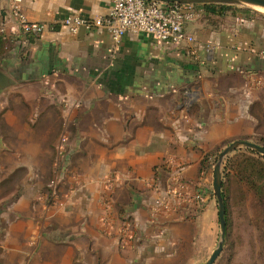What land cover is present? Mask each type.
Listing matches in <instances>:
<instances>
[{
  "label": "crops",
  "instance_id": "crops-1",
  "mask_svg": "<svg viewBox=\"0 0 264 264\" xmlns=\"http://www.w3.org/2000/svg\"><path fill=\"white\" fill-rule=\"evenodd\" d=\"M12 2L0 0V71L17 81L31 115L0 114V153L7 132L33 155L53 134V167L66 188L46 235L32 227L35 246L15 244L14 253L28 249L38 260L47 252L43 264H142L197 234L205 218L213 229L214 156L233 140L264 138V84L253 83L264 78L262 22L199 4L186 27L193 44L128 33L116 45L106 28L73 35L58 24L71 14L107 16L109 0H22L29 21L56 25L39 37L22 33ZM175 177L202 195L199 216L195 204L153 216L158 190Z\"/></svg>",
  "mask_w": 264,
  "mask_h": 264
},
{
  "label": "rangeland",
  "instance_id": "rangeland-1",
  "mask_svg": "<svg viewBox=\"0 0 264 264\" xmlns=\"http://www.w3.org/2000/svg\"><path fill=\"white\" fill-rule=\"evenodd\" d=\"M246 9L254 12H247ZM233 11L240 13L245 19L261 21L264 28V9L240 6L233 7ZM9 78L11 86L0 92V95H9L7 101L0 107V114L13 112L16 107L19 110L28 109L27 115H31L29 104L19 100L21 92L14 90L17 81L13 77ZM5 137L4 143L8 147L4 153H0V264H43L44 254L47 252H42L41 258L36 260L32 258L33 254L31 256L28 249L15 254L13 248L15 244L35 246L36 240H32V227H37L46 235V230L51 228L48 221L51 220L52 211L63 208L61 201L66 188L62 184L59 172L53 167L57 139H53V134L39 139L42 147L40 146L38 151L41 153L33 155L19 152L16 145L21 140L14 139L12 133L7 132ZM240 140L264 147L262 136ZM233 141L227 143L222 150ZM249 150L242 147L235 152L249 155ZM218 156L219 154L213 158L214 167L218 162ZM225 160L222 170L228 224L224 249L214 264H264V191L260 190V181L257 178L253 179L254 185L236 179L234 172L224 179ZM30 166H37L38 169H30ZM228 172L231 170L228 169ZM200 211L198 216L202 213V207ZM194 233L192 229L186 242L177 240L172 244H166L162 256L159 258L148 256V261L142 264H206L221 240L219 214L214 221L213 229L210 220L205 218L199 221L197 234ZM57 254L60 255L59 250Z\"/></svg>",
  "mask_w": 264,
  "mask_h": 264
},
{
  "label": "built area",
  "instance_id": "built-area-1",
  "mask_svg": "<svg viewBox=\"0 0 264 264\" xmlns=\"http://www.w3.org/2000/svg\"><path fill=\"white\" fill-rule=\"evenodd\" d=\"M109 2L110 13L107 16L86 18L79 14H71L60 20L58 24L73 35L81 30L93 31L106 28L116 45L120 44L128 33L144 34L164 44L195 43L194 36L187 32L186 27L196 19L198 4L163 3L155 0H109ZM21 4L22 0H13L11 10L24 35L39 37L47 31L56 29V25L29 21ZM253 83L263 85L264 78H256ZM202 200V195L197 194L190 183L175 177L173 183L166 189L158 190L151 211L156 217L161 213L167 214L176 208L195 204L197 205L195 212L198 214ZM111 206L109 200L103 202L106 210ZM104 222L109 224L107 219ZM125 231L131 232L130 225ZM128 239L129 236L125 233V241Z\"/></svg>",
  "mask_w": 264,
  "mask_h": 264
},
{
  "label": "water",
  "instance_id": "water-1",
  "mask_svg": "<svg viewBox=\"0 0 264 264\" xmlns=\"http://www.w3.org/2000/svg\"><path fill=\"white\" fill-rule=\"evenodd\" d=\"M163 3H181V4H226V5H235L248 7L252 9H264V0H155ZM11 86L10 78L2 71H0V92L6 90ZM247 148L256 153L264 156V147L258 144L244 141V140H236L229 144L226 148H224L219 156L218 162L214 167V177H213V190L214 195L216 197L218 203V214H219V223L221 229V240L219 242L218 248L213 252L210 259L206 264H214L217 258L220 256L224 249L225 244V236L227 232V208L225 205V200L223 197V162L231 153L235 152L240 148Z\"/></svg>",
  "mask_w": 264,
  "mask_h": 264
},
{
  "label": "trees",
  "instance_id": "trees-1",
  "mask_svg": "<svg viewBox=\"0 0 264 264\" xmlns=\"http://www.w3.org/2000/svg\"><path fill=\"white\" fill-rule=\"evenodd\" d=\"M204 7L208 12L215 15H222L226 11L233 9V7H237L234 5H226V4H205ZM247 12H254V10L246 9ZM4 41L2 39V36L0 35V59L4 55ZM250 154H241L236 153L232 156H228L225 160V169L224 170V179L230 176V173L234 172L236 179L240 180L241 182H248L250 184H255L254 180L255 178L259 179L260 190L264 191V158L262 156H259V154L249 150ZM228 169L231 170V172H228ZM254 179V180H253ZM225 182L223 180V187L224 188ZM223 197L225 200V205L227 208V214H228V207L226 203V198L223 191ZM227 219V215H226ZM228 224V219H227Z\"/></svg>",
  "mask_w": 264,
  "mask_h": 264
}]
</instances>
